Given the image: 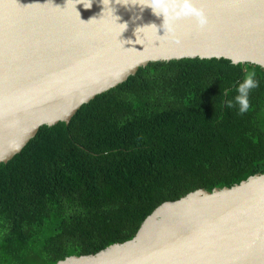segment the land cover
Segmentation results:
<instances>
[{"label":"trees","instance_id":"obj_1","mask_svg":"<svg viewBox=\"0 0 264 264\" xmlns=\"http://www.w3.org/2000/svg\"><path fill=\"white\" fill-rule=\"evenodd\" d=\"M243 115L227 100L247 72ZM264 173V68L226 58L151 62L42 126L0 164V264H57L132 239L168 201Z\"/></svg>","mask_w":264,"mask_h":264},{"label":"water","instance_id":"obj_2","mask_svg":"<svg viewBox=\"0 0 264 264\" xmlns=\"http://www.w3.org/2000/svg\"><path fill=\"white\" fill-rule=\"evenodd\" d=\"M191 2L206 13L205 28L169 9L165 20L143 6L149 0L106 8L103 0L90 8L79 0H0V164L42 126L69 124L151 62L226 58L264 68V0ZM57 264H264V173L165 202L132 239Z\"/></svg>","mask_w":264,"mask_h":264},{"label":"clouds","instance_id":"obj_3","mask_svg":"<svg viewBox=\"0 0 264 264\" xmlns=\"http://www.w3.org/2000/svg\"><path fill=\"white\" fill-rule=\"evenodd\" d=\"M112 0H103V4L106 7H110ZM124 3V0H116V3ZM79 3H83L86 8L92 6V0H79ZM138 3V2H137ZM135 3V4H137ZM174 5L173 8H169V5ZM141 5V4H140ZM150 6L156 14L163 13L166 20V15L168 14L165 9L174 12V18L178 19L181 16H194L197 20V24L200 28H205L208 25V17L203 9H197L191 2V0H149L147 5ZM159 9V11H157ZM165 24V22H164ZM165 29V28H164ZM167 32H173L174 29L169 27L165 29ZM233 66L239 63V60L233 59ZM256 73L253 71L247 72L240 82L235 86L234 91L236 95L231 100H227V106L229 108L236 107L238 109V114L243 115L249 111L250 92L259 87V81L255 78Z\"/></svg>","mask_w":264,"mask_h":264}]
</instances>
